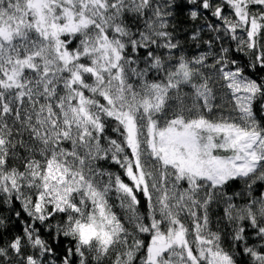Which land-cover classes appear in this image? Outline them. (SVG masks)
Returning <instances> with one entry per match:
<instances>
[{"label":"snow or ice","instance_id":"snow-or-ice-1","mask_svg":"<svg viewBox=\"0 0 264 264\" xmlns=\"http://www.w3.org/2000/svg\"><path fill=\"white\" fill-rule=\"evenodd\" d=\"M0 264H264V0H0Z\"/></svg>","mask_w":264,"mask_h":264},{"label":"trees","instance_id":"trees-1","mask_svg":"<svg viewBox=\"0 0 264 264\" xmlns=\"http://www.w3.org/2000/svg\"><path fill=\"white\" fill-rule=\"evenodd\" d=\"M111 170L112 171H118V168H117V166H113ZM215 220H216V217H213V230H215L217 227H220V229L223 230L224 225L221 224V225L217 226L216 223H215Z\"/></svg>","mask_w":264,"mask_h":264}]
</instances>
